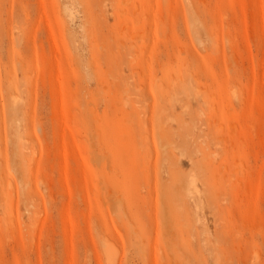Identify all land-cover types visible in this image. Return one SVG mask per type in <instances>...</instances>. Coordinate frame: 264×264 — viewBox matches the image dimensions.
Returning <instances> with one entry per match:
<instances>
[{"label": "rangeland", "instance_id": "obj_1", "mask_svg": "<svg viewBox=\"0 0 264 264\" xmlns=\"http://www.w3.org/2000/svg\"><path fill=\"white\" fill-rule=\"evenodd\" d=\"M0 264H264V0H0Z\"/></svg>", "mask_w": 264, "mask_h": 264}, {"label": "bare ground", "instance_id": "obj_2", "mask_svg": "<svg viewBox=\"0 0 264 264\" xmlns=\"http://www.w3.org/2000/svg\"><path fill=\"white\" fill-rule=\"evenodd\" d=\"M158 225L162 232H165L168 229V224L164 220L162 222H158Z\"/></svg>", "mask_w": 264, "mask_h": 264}]
</instances>
